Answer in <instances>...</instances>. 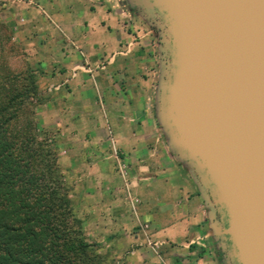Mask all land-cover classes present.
<instances>
[{
	"label": "crops",
	"instance_id": "crops-1",
	"mask_svg": "<svg viewBox=\"0 0 264 264\" xmlns=\"http://www.w3.org/2000/svg\"><path fill=\"white\" fill-rule=\"evenodd\" d=\"M0 8L18 15L17 38L44 73V121L58 122L59 164L85 235L119 264H221L196 186L157 127L152 30L123 0H0ZM117 162L139 201L135 217Z\"/></svg>",
	"mask_w": 264,
	"mask_h": 264
},
{
	"label": "water",
	"instance_id": "water-1",
	"mask_svg": "<svg viewBox=\"0 0 264 264\" xmlns=\"http://www.w3.org/2000/svg\"><path fill=\"white\" fill-rule=\"evenodd\" d=\"M123 2L156 31L155 118L221 264H264V0Z\"/></svg>",
	"mask_w": 264,
	"mask_h": 264
},
{
	"label": "trees",
	"instance_id": "trees-1",
	"mask_svg": "<svg viewBox=\"0 0 264 264\" xmlns=\"http://www.w3.org/2000/svg\"><path fill=\"white\" fill-rule=\"evenodd\" d=\"M37 101L35 73L0 63V264H107L74 215L53 146L40 136Z\"/></svg>",
	"mask_w": 264,
	"mask_h": 264
},
{
	"label": "rangeland",
	"instance_id": "rangeland-1",
	"mask_svg": "<svg viewBox=\"0 0 264 264\" xmlns=\"http://www.w3.org/2000/svg\"><path fill=\"white\" fill-rule=\"evenodd\" d=\"M2 10L3 9L0 8V63L8 66L14 72H20V71H24L25 69H28V70L33 71L35 73L37 90H38V101L35 104L34 112H35V119L37 122V127L39 130L40 136L43 138H46L48 140V142L53 146V148L57 154V164H58L60 173L62 175L63 182L65 183V185L70 190L69 198L71 200V205L73 208L74 215L77 217L76 212H75V205H74V202L72 200V195H71L72 191H73V184L66 177L63 169L60 167V164H59V157H60V153H61L62 143L60 141L58 125L55 126L53 124V123H58V122H55L52 117L50 120L47 121V124L44 121V118L46 115L45 111L48 108L47 95L49 93V87L46 86V84H44L41 81L44 73L36 70L35 60L33 59V57H31L28 54L27 42L25 41V43H23V41H20L17 38V30L15 28H17V26H18L17 25V21L19 20L18 15H16V16L13 15L14 14L13 9H9L7 11V13H5L3 15V14H1ZM131 15L137 21H139V23L144 25L147 29H151L153 32L152 44L154 46L153 51H154V55H155V70L157 73V75L154 79V83L156 85L157 76H158V48H157L158 47V39H157L156 31L154 29L150 28L134 12H131ZM9 18L14 19V20H10V22H9ZM56 91H58V89L52 90V93L56 92ZM154 111H155V109H154ZM55 127H57V128H55ZM157 127L159 128L158 124H157ZM116 155L119 156V153L117 152ZM118 163L119 162H117V165H115V169H116L117 174L120 178L122 188H123V194L128 201L131 214L135 217L136 214L134 212V209L137 212L136 208H137L139 201L137 200V198L135 196L132 195V193L128 189L129 182H128V177H127V167H124L123 175H122V173L119 170ZM138 225L137 226L139 227V229L143 227L146 230V224L145 223H142V224L138 223ZM86 238L89 242L95 243L88 236H86ZM209 243L211 246L210 252L212 253V256L215 259H217V252L215 250L214 244H213L211 239L209 240ZM159 248L160 247L158 246L157 250ZM107 251H108V249H105V248L104 249H100V248L98 249L99 254H101L105 257L107 264H119L118 259H115L113 261H109Z\"/></svg>",
	"mask_w": 264,
	"mask_h": 264
},
{
	"label": "flooded vegetation",
	"instance_id": "flooded-vegetation-1",
	"mask_svg": "<svg viewBox=\"0 0 264 264\" xmlns=\"http://www.w3.org/2000/svg\"><path fill=\"white\" fill-rule=\"evenodd\" d=\"M212 242H213V244H214V247H215L216 252L219 253L220 247L218 246V244H217V242H216L214 236H212ZM226 243H227V242H226Z\"/></svg>",
	"mask_w": 264,
	"mask_h": 264
},
{
	"label": "built area",
	"instance_id": "built-area-1",
	"mask_svg": "<svg viewBox=\"0 0 264 264\" xmlns=\"http://www.w3.org/2000/svg\"><path fill=\"white\" fill-rule=\"evenodd\" d=\"M57 89H58V87H53V88H52V90H57ZM119 170H120V172H121L122 175H123L124 167L119 166Z\"/></svg>",
	"mask_w": 264,
	"mask_h": 264
}]
</instances>
